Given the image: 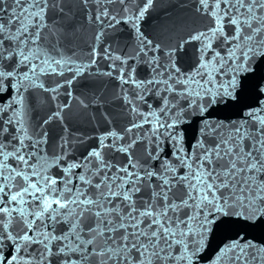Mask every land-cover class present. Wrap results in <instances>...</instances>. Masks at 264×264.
Returning <instances> with one entry per match:
<instances>
[{
  "label": "snow or ice",
  "instance_id": "snow-or-ice-1",
  "mask_svg": "<svg viewBox=\"0 0 264 264\" xmlns=\"http://www.w3.org/2000/svg\"><path fill=\"white\" fill-rule=\"evenodd\" d=\"M155 3L0 0V264H264V0Z\"/></svg>",
  "mask_w": 264,
  "mask_h": 264
},
{
  "label": "water",
  "instance_id": "water-1",
  "mask_svg": "<svg viewBox=\"0 0 264 264\" xmlns=\"http://www.w3.org/2000/svg\"><path fill=\"white\" fill-rule=\"evenodd\" d=\"M138 2H142V0H138ZM185 3L190 4L192 8H194L195 6V0H156V3L153 5V8L149 10L144 21L141 23V30L144 31L146 35H150V36H156V35L166 36L167 32L164 27L166 21L177 20L179 22L180 20H185L188 21L189 23H192L195 20V14L190 10V8L178 7V5ZM86 35L88 38H90L91 32H88ZM120 35L127 36L128 32L125 31ZM189 47L190 46L187 45L185 46V52L188 51ZM180 55H181L180 53H177L178 63H179ZM107 63H108L107 61L99 62L101 70H104L106 68ZM261 71H264V69H261ZM81 80H83V78H81ZM78 85H80L81 88L84 86L83 84H81V81H77V83L73 84L72 90L74 92V95L79 93ZM109 87H111V84L109 85ZM63 92L64 89H61V93ZM44 95L47 96L48 94L45 93ZM59 99L61 102H65L67 101L68 98L64 95H61ZM71 103H72V108L69 109V111H71L76 118L80 119V123L77 125H70V127H78L81 132L89 135H92L96 132L104 131L106 124L103 121V118L100 116L98 110H93L96 119L90 123L88 122V120L83 119L82 117L79 116V109L76 106V101L73 99ZM105 110H107V108ZM220 115L224 116V115H228V113H221ZM48 127L50 129L49 142L51 143L53 130L59 131L57 121L53 120L52 124L49 125ZM89 145L95 146V140L94 139L88 140L87 144L81 145L79 147L81 149H86ZM238 231H241V229L232 225L223 226L219 229L218 232L214 231L213 241L210 242L207 251L204 253L202 257V264H207V258L210 257L215 252L216 248L226 240L234 238ZM243 231L246 233V238L250 237L258 241L264 240V225L258 224L255 227L243 229Z\"/></svg>",
  "mask_w": 264,
  "mask_h": 264
}]
</instances>
